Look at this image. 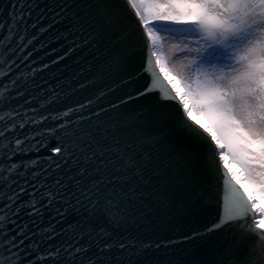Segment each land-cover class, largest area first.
I'll return each mask as SVG.
<instances>
[{
    "label": "snow or ice",
    "instance_id": "snow-or-ice-1",
    "mask_svg": "<svg viewBox=\"0 0 264 264\" xmlns=\"http://www.w3.org/2000/svg\"><path fill=\"white\" fill-rule=\"evenodd\" d=\"M0 264H264V0H0Z\"/></svg>",
    "mask_w": 264,
    "mask_h": 264
},
{
    "label": "water",
    "instance_id": "water-1",
    "mask_svg": "<svg viewBox=\"0 0 264 264\" xmlns=\"http://www.w3.org/2000/svg\"><path fill=\"white\" fill-rule=\"evenodd\" d=\"M137 69H139V65L137 64ZM41 75H44L45 76V78H47V73H42ZM38 79H39V77H38ZM215 215V208L213 207V209L211 210V215H209V219H211L212 218V216H214Z\"/></svg>",
    "mask_w": 264,
    "mask_h": 264
},
{
    "label": "rangeland",
    "instance_id": "rangeland-1",
    "mask_svg": "<svg viewBox=\"0 0 264 264\" xmlns=\"http://www.w3.org/2000/svg\"><path fill=\"white\" fill-rule=\"evenodd\" d=\"M232 168L234 169V171H237L238 173H240V174L242 175V170L239 168L238 165L233 164V165H232Z\"/></svg>",
    "mask_w": 264,
    "mask_h": 264
},
{
    "label": "bare ground",
    "instance_id": "bare-ground-1",
    "mask_svg": "<svg viewBox=\"0 0 264 264\" xmlns=\"http://www.w3.org/2000/svg\"><path fill=\"white\" fill-rule=\"evenodd\" d=\"M234 170V169H233Z\"/></svg>",
    "mask_w": 264,
    "mask_h": 264
}]
</instances>
